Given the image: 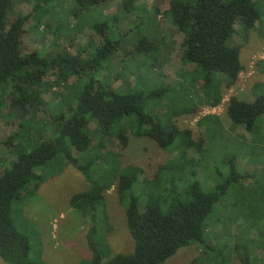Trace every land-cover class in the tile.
Masks as SVG:
<instances>
[{"label": "trees", "instance_id": "trees-1", "mask_svg": "<svg viewBox=\"0 0 264 264\" xmlns=\"http://www.w3.org/2000/svg\"><path fill=\"white\" fill-rule=\"evenodd\" d=\"M15 1L31 5L36 15L52 14L57 4L63 3V0H0V96L9 88L13 91L9 107L12 116L20 121L21 134L27 130L28 109L46 112L44 118L48 122L46 136L42 138L39 132L31 150L19 151L0 172V259L5 264H41L40 259L31 257L27 238L14 227L12 204L26 187L37 188L45 179L39 171L57 159L74 167L88 184L87 190L73 194L69 200L70 206L89 223L86 242L91 257L78 264H163L179 249L193 244L206 251L204 233L208 218L238 174L231 168L228 176L219 179L211 191H202L194 179L195 162L187 156L195 145L190 134L181 135L176 125L175 119L189 110L180 104L175 88L162 82L149 86L135 83L118 91L109 82L99 81L97 77L104 65L115 53L125 50V37L118 30L119 16L115 15L102 17L101 22L90 25L102 42L98 46L88 42L84 48L88 51L87 58L81 59V52L73 58L53 59L45 58L39 51L22 52L21 36L30 15H15L8 22ZM107 1L72 0L69 13L77 17ZM122 6L126 13L135 10L133 0H123ZM164 15L183 34L181 62L183 67H193L191 82L204 93L205 103L217 107L222 101V86L228 90L235 85L243 69L240 49L231 46L230 41L236 24L241 40L245 41L260 20L256 0H170ZM160 44L158 37L146 36L133 46L147 58L153 54L155 59L151 63H155ZM51 71H58L62 80L75 77L72 101L60 96L57 102L48 105L39 97L35 87ZM161 106H165L161 115L152 113ZM225 115L232 126H243L250 132L257 119L264 116V94L253 102L231 96L225 105ZM93 135L100 141L95 148H92ZM130 137L148 138L160 149L178 146L181 150L173 161L159 167L157 178L142 188L137 167L121 168L99 154L102 141L114 139L125 149ZM106 163L116 166L114 173L102 182L92 180L91 169ZM186 178L191 183L184 190V200L169 199L171 187L182 184ZM112 188L124 208L126 227L133 241V249L127 254H110L99 235L104 226L109 230L104 202ZM244 263L248 264L246 258Z\"/></svg>", "mask_w": 264, "mask_h": 264}, {"label": "rangeland", "instance_id": "rangeland-1", "mask_svg": "<svg viewBox=\"0 0 264 264\" xmlns=\"http://www.w3.org/2000/svg\"><path fill=\"white\" fill-rule=\"evenodd\" d=\"M169 1L133 0L135 10L126 13L123 0H108L98 9L77 17L69 13L72 0L59 2L52 14L44 15H36L31 5L15 1L8 22L15 15H30L21 36L24 53L39 51L45 58L53 59L73 58L81 52L79 56L84 59L88 56L84 48L89 41H93L94 46L102 42L90 25L101 22L104 17L119 16L118 30L125 37V50L115 53L104 65L97 77L99 81L109 82L118 91L135 83L149 86L162 82L175 88L180 104L189 110L175 119L176 125L181 135L190 134L195 145L187 151V156L195 162L192 166L196 175L194 179L202 191H211L219 179L228 176L231 168L238 174L208 218L204 233L208 249L205 251L200 245L193 244L179 249L163 264H246L245 258L248 264H264V116H260L252 130L247 132L243 126H232L225 115V105L231 96L253 102L264 94V0H256L261 17L245 41L239 36V25L235 26L230 45L239 47L243 69L235 85L228 90L222 86V101L214 108L205 103L204 93L191 82L193 67L182 65L183 34L164 15ZM146 36L160 39L155 63H151L155 59L153 54L147 58L134 50V43ZM62 79L58 71H51L35 87L46 104L52 105L60 96L72 101L71 86L75 77ZM13 97L10 88L0 96V172L9 166L19 151L31 150L39 132L44 138L48 131V122L44 118L46 112L28 109L27 130L21 134L20 121L12 116L9 107ZM161 107L152 113L161 115L165 106ZM92 142V148H95L100 141L93 135ZM101 146L99 154L116 165L121 168L134 166L140 170L138 181L142 188L157 178L159 167L173 161L181 150L178 146L160 149L148 138L132 137L125 149L114 139L102 141ZM115 170L116 166L109 163L93 167L92 180L102 182ZM38 174L45 178L44 181L35 189L33 185L26 187L12 204L14 227L27 238L31 257L40 259L41 264H78L89 260L88 219L69 204L73 194L88 189L84 177L58 159ZM190 183L187 178L182 184L176 183L171 187L169 199L184 200V190ZM104 208L109 230L102 226L99 235L109 253H130L133 241L126 227L124 208L113 188L105 195ZM101 222L104 223L103 218ZM0 264L5 263L0 259Z\"/></svg>", "mask_w": 264, "mask_h": 264}]
</instances>
